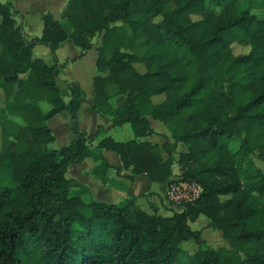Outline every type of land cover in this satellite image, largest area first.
<instances>
[{
    "label": "trees",
    "instance_id": "obj_1",
    "mask_svg": "<svg viewBox=\"0 0 264 264\" xmlns=\"http://www.w3.org/2000/svg\"><path fill=\"white\" fill-rule=\"evenodd\" d=\"M239 1L68 0L63 22L42 16L40 35L23 30L12 0L0 1V264H264V168L255 161L264 166V0ZM99 37L91 108L113 126L128 124L134 138L126 142L105 136L94 144L102 127L79 128V83L65 82L67 102L57 86L59 45L69 38L85 52ZM233 43L248 52L234 55ZM37 45L49 48L52 64L33 53ZM59 112L70 117L72 139L51 149L46 122ZM7 113L24 124L8 126ZM149 117L171 134L166 160L141 140L153 133ZM178 142L186 146L179 178L202 191L168 216L146 200L151 193L92 200L66 177L91 157L104 180L113 166L103 150H112L131 167L129 178L166 183ZM200 215L230 247L207 245L189 226Z\"/></svg>",
    "mask_w": 264,
    "mask_h": 264
},
{
    "label": "crops",
    "instance_id": "obj_2",
    "mask_svg": "<svg viewBox=\"0 0 264 264\" xmlns=\"http://www.w3.org/2000/svg\"><path fill=\"white\" fill-rule=\"evenodd\" d=\"M67 1L68 0H12V4L19 12L17 22L22 25L23 30L29 35H40L42 32V16L50 13L55 20L63 22L61 13ZM100 42L101 39L99 37L97 41H93V46L85 52H82V50L73 44L69 38L59 45L55 51V55L58 62L64 63V66L59 71L57 86L63 101L67 102L70 93L65 82L74 80L79 83L82 89V97L78 109L79 128L87 134H93L99 127H102V131L94 144L105 136H110L115 141L126 142L134 138L128 124L113 126L109 116H104L91 108L94 102L93 77L97 73L95 66L97 57L96 47ZM33 53L37 57L42 58L47 64L53 63L52 54L47 46L37 45L33 48ZM115 90L116 88L114 85H109L107 87V91L111 95L115 93ZM49 108L50 106L48 109ZM149 120L153 133L142 137L141 140L157 144L161 148L163 160H166L168 158V153L162 147L168 139L170 142L173 141L171 134L159 120L151 117H149ZM3 121L8 126L12 124H24L22 118L16 114H5ZM46 124L54 136V141L50 144L55 143L56 147L60 148L70 143L72 139L70 117L66 112L55 114L51 119L47 120ZM185 151L186 146L178 142L175 151L172 153V156L175 158L173 163H176V165L171 167L172 174L169 181L180 174L179 165L176 161L179 154ZM103 154L105 159L113 166L107 171V176L104 180L92 172L96 162L91 157H86L82 161L68 167L66 177L75 179L80 185L87 189V192L82 194V196L92 200L119 203L128 196V190L130 189L131 193L134 195L151 193L146 200L155 204L159 214L168 216L178 210L177 207L165 197L169 181L166 183H157L150 180L145 173L134 174L132 178H129L127 175H131V167L127 169L124 168L116 152L112 150H103ZM72 193L79 194V191L75 189ZM142 199L143 198L138 199L139 203ZM144 209L146 210L147 207L144 206ZM208 224L209 219L204 215H200L195 222H189V226L192 229L201 230L202 233L205 228H210Z\"/></svg>",
    "mask_w": 264,
    "mask_h": 264
},
{
    "label": "rangeland",
    "instance_id": "obj_3",
    "mask_svg": "<svg viewBox=\"0 0 264 264\" xmlns=\"http://www.w3.org/2000/svg\"><path fill=\"white\" fill-rule=\"evenodd\" d=\"M0 1L3 2L5 0H0ZM247 6H248V2H245L243 0L239 1V3H238V7L239 8L247 7ZM167 7L168 8H171L172 7V3H168ZM192 18L193 19H197L198 16L193 15ZM97 40H98V38H95L94 41H97ZM139 45L140 44H138V46ZM231 49H232V52H233L234 55H238V54L247 53L248 50H249V46H247V45H241L239 43H233ZM137 51L140 52L141 51L140 48L136 49V52ZM140 67L142 68L141 65H140ZM162 98H163V95H156V96L153 97V101L154 102H158ZM40 106H41V109H43V111H46L50 105L47 102H41L40 103ZM3 146L5 147V143H4V145H2V149L4 148ZM48 147L51 148V149L57 148L55 143L48 144ZM255 161H256V163L259 166H261L262 168H264V166L260 163V161L258 159H255ZM202 238L205 239V242H206L207 245H210V246L215 247V248L216 247H221V246L230 247L229 242L226 241L222 237V233H221L220 230H215L213 228H205L203 230V233H202ZM184 246L186 248H188L189 251H193L195 249V247H196V245L193 242L185 243Z\"/></svg>",
    "mask_w": 264,
    "mask_h": 264
},
{
    "label": "built area",
    "instance_id": "obj_4",
    "mask_svg": "<svg viewBox=\"0 0 264 264\" xmlns=\"http://www.w3.org/2000/svg\"><path fill=\"white\" fill-rule=\"evenodd\" d=\"M175 165L176 163H172L171 167ZM179 175L168 182L165 193L166 199L178 210L183 203L193 202L202 191V187L199 184L181 180Z\"/></svg>",
    "mask_w": 264,
    "mask_h": 264
}]
</instances>
